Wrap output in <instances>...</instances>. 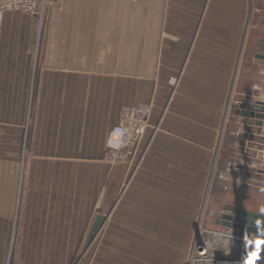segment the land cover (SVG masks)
<instances>
[{
	"label": "crops",
	"instance_id": "1",
	"mask_svg": "<svg viewBox=\"0 0 264 264\" xmlns=\"http://www.w3.org/2000/svg\"><path fill=\"white\" fill-rule=\"evenodd\" d=\"M232 84L248 118L226 108ZM142 103L131 164L108 163L120 110ZM210 179L217 209L264 214V0L4 14L0 264H185Z\"/></svg>",
	"mask_w": 264,
	"mask_h": 264
},
{
	"label": "built area",
	"instance_id": "2",
	"mask_svg": "<svg viewBox=\"0 0 264 264\" xmlns=\"http://www.w3.org/2000/svg\"><path fill=\"white\" fill-rule=\"evenodd\" d=\"M45 6L46 0H0V26L7 11L36 17L41 26ZM170 83L174 86L176 79H171ZM233 95L234 92L230 90L226 107L230 111L243 104ZM151 111L150 103L127 106L120 110L119 122L112 127L106 141L104 158L108 163L126 166L131 164ZM211 214L220 217L231 212L222 208L219 213ZM203 222V219L198 218L185 264H264V237L252 233L241 237L234 235L232 229L219 226L218 230H210Z\"/></svg>",
	"mask_w": 264,
	"mask_h": 264
},
{
	"label": "water",
	"instance_id": "3",
	"mask_svg": "<svg viewBox=\"0 0 264 264\" xmlns=\"http://www.w3.org/2000/svg\"><path fill=\"white\" fill-rule=\"evenodd\" d=\"M237 111L240 116L248 118L250 116L249 113L255 112V109L251 108L248 110L246 104H241ZM227 210L231 214H224L220 219H216L215 225L230 228L233 230L234 235L241 237H245L248 233L264 237V215L238 208Z\"/></svg>",
	"mask_w": 264,
	"mask_h": 264
},
{
	"label": "rangeland",
	"instance_id": "4",
	"mask_svg": "<svg viewBox=\"0 0 264 264\" xmlns=\"http://www.w3.org/2000/svg\"><path fill=\"white\" fill-rule=\"evenodd\" d=\"M256 10H259V12H256L255 8H254V9H251V13L252 12L256 13V14L260 13V9H256ZM250 16L251 15H249V17H248V27H247L248 36H249V33L251 31V28H252V26H251L252 25L251 24L252 20H251ZM231 90L234 92V85L233 84H232ZM256 93L262 94V91H257ZM233 97L236 98L235 92H234ZM213 166H214V168L216 170L215 173H217V170H218V167H217L218 165H216V162L213 163V165H211L210 171H209L210 177H212V174H213V171H212ZM209 189H211V191H212V181H211V179L208 180L207 183H205V186H204V189H203L204 192H203V195L201 197L202 201L200 200L199 219H203V221H204L203 223H204V226H206V228H208L210 230H218L219 227L217 225L213 224V221L216 220V219H220L221 216L220 217H214V216H212L211 213L212 212L219 213V211L221 210V209H217V206H218L219 203H221V201L219 199L222 198V195L221 194L217 195V196H215V199L211 200L212 199V197H210L211 191H209ZM208 192H210V193H208Z\"/></svg>",
	"mask_w": 264,
	"mask_h": 264
},
{
	"label": "snow or ice",
	"instance_id": "5",
	"mask_svg": "<svg viewBox=\"0 0 264 264\" xmlns=\"http://www.w3.org/2000/svg\"><path fill=\"white\" fill-rule=\"evenodd\" d=\"M259 243H260V242H258V246H259Z\"/></svg>",
	"mask_w": 264,
	"mask_h": 264
}]
</instances>
